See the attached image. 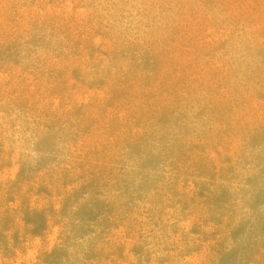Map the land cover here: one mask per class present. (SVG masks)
<instances>
[{
  "label": "rangeland",
  "instance_id": "rangeland-1",
  "mask_svg": "<svg viewBox=\"0 0 264 264\" xmlns=\"http://www.w3.org/2000/svg\"><path fill=\"white\" fill-rule=\"evenodd\" d=\"M0 264H264V0H0Z\"/></svg>",
  "mask_w": 264,
  "mask_h": 264
}]
</instances>
